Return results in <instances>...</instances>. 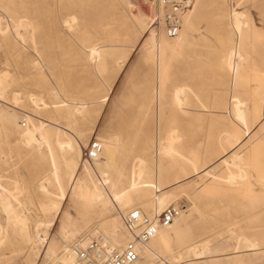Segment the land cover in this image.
Instances as JSON below:
<instances>
[{"label":"rangeland","instance_id":"1","mask_svg":"<svg viewBox=\"0 0 264 264\" xmlns=\"http://www.w3.org/2000/svg\"><path fill=\"white\" fill-rule=\"evenodd\" d=\"M134 17L131 4L119 0H0V201L16 207L28 226L19 230L0 203V264L48 262L46 244H38L35 257L27 238L38 228L60 256L65 244L97 232L109 236L97 224L106 225L111 213L154 212L144 203L113 201L112 212L99 215L72 193L69 174L63 199L45 148L21 139L39 122L80 149L75 179L103 178L86 157L94 140L113 142L108 175L120 180L118 190L128 183L120 171L134 158L146 159L147 177L161 189L152 190L169 196L159 212L174 205L181 213L167 244L149 259L142 255L144 264H264V0H199L187 29L182 14L158 5L148 28ZM173 18L179 27L171 34ZM150 37L169 47L159 70L154 49L145 45ZM31 96L47 106L36 107ZM173 133L176 152L156 157L157 143L166 145ZM54 147L62 168L63 153ZM192 161L200 172L189 173ZM89 165L97 171L87 173ZM104 188L111 193L109 183ZM118 219L121 248L126 233Z\"/></svg>","mask_w":264,"mask_h":264},{"label":"bare ground","instance_id":"2","mask_svg":"<svg viewBox=\"0 0 264 264\" xmlns=\"http://www.w3.org/2000/svg\"><path fill=\"white\" fill-rule=\"evenodd\" d=\"M119 1L122 3L124 1L128 2L127 0H119ZM191 2H192V0L177 1V2L165 3V4H162L160 6H161L162 10L164 9V7H166L169 10H174V11L182 14L183 20L185 23V28L187 29L191 25L190 19H189V14L194 10V8H197V6L199 5V0H193V8L190 9V3ZM129 4H131L132 10L135 12L134 24H136L138 27L147 26V28H148V26H149V24L147 25L148 20H149V22L152 23V20L154 17V6L152 4H148L144 1H137V2H133V3H129ZM233 21L238 23L237 22L238 16H237L236 12L233 13ZM150 27H151V25H150ZM145 30H146V28H145ZM154 33H155V31H154ZM182 34L183 33L181 32L178 35V38L181 39ZM151 37H154V36L151 35ZM147 39H148V37L145 40H147ZM149 40L150 41L152 40L151 42L148 41L151 44L147 43L145 45H151V47L154 49V52L156 53V68H157V70H159L162 67L161 60L163 59V57L166 56V52L169 49V47H168V44L164 41L157 42L158 40L155 41L154 38L153 39L151 38ZM145 45H143L142 47H145ZM91 51H92V53H96L97 49H92ZM160 77H161V73H160ZM4 78H6V77L4 76ZM157 78L159 79V76ZM30 99L32 100L31 102H33L34 105L38 108L42 107L41 105H43V107L47 106V103L42 99H37L34 96H31ZM16 100H18V99H16ZM85 104L83 103L81 105H85ZM57 105H59V104H57ZM63 105L68 106L67 103H64V104L60 105V107ZM55 106H56V104H55ZM56 107H54V108L57 109ZM82 108H83V106L82 107L75 106L72 109L75 111L76 110L79 111ZM67 111H70V110H67ZM207 113H208V115L211 116L213 113V110L209 109L207 111ZM238 114H239V112H238ZM239 117L241 118L242 122L248 123L247 119H245L244 116L239 114ZM0 119H3V112L2 111L0 112ZM39 123L40 124L38 126H35L31 123V125L29 127H26V129L24 131H22L21 139L23 138L22 140L25 143V145L35 143L37 146V149H40L42 147L45 148V152L47 154L48 162H49L50 167H51V174L53 177V181L55 182V184L59 190V194L62 195V197L65 194V186H66L64 184V181H63V175L65 176V174H69L67 176H69V180H70L69 184H70V189H71L72 193L74 195H76L77 197L86 201L93 208H95L99 215H102L103 212H110L111 213L113 201H117V203L121 207H130V206H133L137 203H142V204L144 203L149 208H151L152 211H154L150 215H153V213L159 212L160 207L163 204H165V202H167V200L169 198L168 195H165L164 193L163 194L156 193V192L161 190L159 183L157 181H155V183H154L153 181H151L147 177L148 168L145 167L146 159L143 157H140L139 159L137 157H136L137 159L134 158V161L138 160V162L135 164H132L130 167H128V170L126 169L125 173L123 171H120V174H119L120 177L123 174V177L125 176L128 179V183L126 186H122V189H119V190L117 189V186L119 185L120 180L118 179L119 181H111V178L108 175L110 168L113 167L114 162H115L114 146H113L112 140L110 142H107L104 145H103V143H101L102 144V152L98 158L93 159L95 161L96 169L102 174L103 178L102 179L100 178V180L90 178V177H89L90 180H84V179L82 180L81 178H80L81 180L75 179V177H73L72 168H73V165L75 162V155L79 156L80 149L74 145V142L72 140H70V139L64 140L59 135V133L55 132V130L53 128H45L46 123H44V122H39ZM108 139H110V138H108ZM104 140H107V139H104ZM178 140H179V137H177L175 135V133H173L169 136V140H168V143L166 145L165 144L160 145L157 143L155 156L157 157L159 152H162L163 154H166V153L169 154L172 152H176V150L174 149L173 146H174L175 142H177ZM54 145L57 146L60 149V151L63 153L62 156L64 158V161L62 163V168L59 166V163L56 160ZM236 145H238V144L232 143V147H235ZM235 153H236V150L231 152V154L229 156H233ZM100 157H102L103 160ZM156 164L158 165L159 162L155 161V168H156ZM190 164H191V167H190L189 173L200 172L198 164L196 162L192 161ZM91 167L92 166L87 167V169H86L87 173H89V174H92V172L97 171V170H93V167L92 168ZM158 167H159V165H158ZM122 169H124V168H122ZM74 171H76V170H74ZM155 172H157L156 169H155ZM108 183L110 184L111 193H109L108 191L106 192V188H104V185L108 184ZM151 187H153L156 192L154 190H152ZM63 199H64V197H63ZM2 200H4V199H2ZM0 203H3L5 210H6V211L4 210L5 212H10L13 214L12 220L15 224H18L21 227V229H19V230L23 231L25 228L28 227V226L26 227V218L23 217L21 214H19L16 211V209H15L16 207L14 208L13 205H11L10 202H6V200L2 201V202L0 201ZM49 206L50 205H48V207ZM134 208H137V207H134ZM118 216L121 218L120 215H118ZM118 216L111 213V215H109L110 219L106 223V225H104L103 222H100V224H97V227L102 226L103 230L107 231L108 235L111 238V239L107 238L109 236H106L102 233L103 239L105 240V242H108L107 239H109L108 243L112 246H115V247H118V245H120V243H121V241L117 237L118 231L121 229V222L118 219ZM48 222H46V224L44 223V225L42 224L43 227L44 226L46 227ZM174 222L175 221H173L172 223H170L169 225H166V226H159L155 235L148 242L140 245V247H139V251H140L139 252V259L137 261H135L133 264H144V262L141 261L142 255H143V257L149 259L152 256H155L157 254L156 250L158 248H161L167 244V242L169 241V239L172 236V233L169 230H171ZM52 225H53V223H52ZM122 225H123V223H122ZM36 226H37V224H36ZM123 228H124V226H123ZM35 229H37V228H35ZM38 229L36 230L37 233H36V235H34L33 238L30 235L27 236L28 240L31 239L32 242L34 243L33 246L31 247L32 251L34 250V254L36 255V256L35 255L34 256L37 257L36 253H37L38 244H40V245L46 244L47 259H49V261H53L54 263H58L59 261L64 259L66 257L65 254L63 256H61V255L59 256L58 245L54 241H52L50 239V237L47 236V234H46V232H44V230L38 231ZM3 230H4V228H3ZM39 230H41V229H39ZM124 230H125V228H124ZM125 233H126V231H125ZM67 234H64L65 240H63L61 238L63 241H67V236H69ZM75 235H76V232L72 233L71 239L73 237H75ZM127 238L128 237L126 234L125 242L127 241ZM88 239H89V237H87L86 239H82V240H84L83 243H86L88 241ZM62 240H60V241H62ZM3 241H4L3 237L0 236V244H2ZM125 242L123 243V245L125 244ZM252 245H254V244H251V246ZM196 246L197 245L191 246V249L194 247L193 248V250H194L196 248ZM68 248H69V246H67V244H65L62 249L67 250ZM195 254L197 255V253H195ZM34 261H35L34 258H27V263H25V264H33V263L35 264L36 262H34Z\"/></svg>","mask_w":264,"mask_h":264},{"label":"built area","instance_id":"3","mask_svg":"<svg viewBox=\"0 0 264 264\" xmlns=\"http://www.w3.org/2000/svg\"><path fill=\"white\" fill-rule=\"evenodd\" d=\"M129 3L144 1L153 6H160L165 3L186 1V0H127ZM170 33L174 34L179 27V20L170 19ZM102 152V144L98 140L90 143L86 152L89 160L98 158ZM181 213V208L169 205L160 212L148 215L141 209L134 208L121 212V220L127 234V241L123 247H115L105 242L103 234L97 232L90 236L86 243L80 240L64 250L61 256L65 258L54 263L53 261L44 264H133L139 259V247L148 242L156 233L159 226H166L172 223ZM40 264V263H38Z\"/></svg>","mask_w":264,"mask_h":264}]
</instances>
